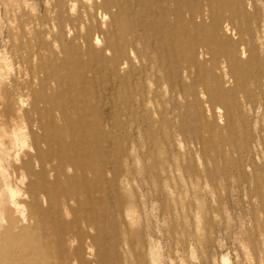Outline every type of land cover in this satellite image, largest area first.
<instances>
[{"label": "rangeland", "instance_id": "374dc122", "mask_svg": "<svg viewBox=\"0 0 264 264\" xmlns=\"http://www.w3.org/2000/svg\"><path fill=\"white\" fill-rule=\"evenodd\" d=\"M0 264H264V0H0Z\"/></svg>", "mask_w": 264, "mask_h": 264}, {"label": "bare ground", "instance_id": "6f19581e", "mask_svg": "<svg viewBox=\"0 0 264 264\" xmlns=\"http://www.w3.org/2000/svg\"><path fill=\"white\" fill-rule=\"evenodd\" d=\"M173 2H178V0H172ZM164 14V13H163ZM198 19L202 20L203 19V16H199L197 17ZM165 24H168V27H166L165 29L167 30V34L172 36V35H178V33H184L186 31L185 28H177L175 27L174 23L168 19L165 20L164 22ZM213 28L215 29V31H220L222 34H226L229 29L227 26H224L222 28L221 24H220V19L218 17H214L213 18ZM185 27V26H184ZM161 30L163 31L164 28H161ZM44 172V171H43ZM29 196H30V199L33 203H36L38 202L37 201V193L34 189H30L29 190Z\"/></svg>", "mask_w": 264, "mask_h": 264}]
</instances>
